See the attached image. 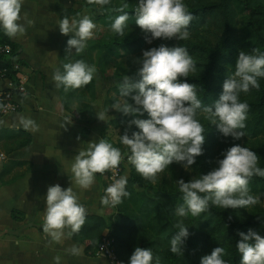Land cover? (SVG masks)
<instances>
[{
	"label": "clouds",
	"instance_id": "obj_1",
	"mask_svg": "<svg viewBox=\"0 0 264 264\" xmlns=\"http://www.w3.org/2000/svg\"><path fill=\"white\" fill-rule=\"evenodd\" d=\"M88 3L103 6L110 0H88ZM22 6L23 0H0V29L10 38L25 34L26 25L33 23L21 15ZM127 8L129 4L121 0L114 9L123 13L111 24V30L119 36H125V29L128 28ZM134 14L135 24L145 33L148 43L155 39L180 41L190 37L188 27L194 17L183 0H138ZM58 27L62 35L70 36L66 54L72 49L79 54L86 49L87 41L93 39L96 24L87 15L79 20H70L65 16ZM134 62L138 66L136 76L139 79L130 75L123 77L120 95L125 99L115 103L113 108L133 117L128 121V128L134 125L138 131L129 135L126 128L120 135V142L130 149L127 159L143 178L155 183L157 175L172 163L189 167L203 154L205 128L197 119L200 110L207 114V119L224 137L235 140L243 137L241 130L246 126L249 105L241 102L239 94L260 88L258 78L264 77V53L259 49H253L251 53L239 52L234 74L225 79L219 99L210 106L198 98V85L182 79L196 71L195 60L185 47L161 44L143 50L142 56L135 58ZM96 71L94 65L77 59L63 64V72L56 69L52 78L57 87L62 85L67 91L88 85ZM145 113L148 118H139ZM20 122L26 130L37 129L35 121L30 118L21 117ZM221 155L223 158L218 159L216 167L207 174L191 178L188 182L176 180L184 201L175 209L176 216L184 218L190 214L197 217L206 212L210 204L222 209H237L260 202V198L251 194L249 189L253 176L264 177V169L258 167L260 157L257 153L235 144ZM123 158L121 150L106 139L90 141L87 149L78 151L74 157L71 171L75 183L82 189H89L95 182L96 174L103 175L117 168ZM127 182L126 175L115 179L106 188L101 204L114 207L122 203V199L129 196ZM45 203L43 230L53 241L61 242L65 229H70L68 236L81 230L88 213L72 187L49 186ZM174 226L178 232L170 240V251L182 255V246L190 233L183 220ZM238 235L241 239L236 249L241 255L240 264H264V237L252 229L247 234L240 232ZM69 251L79 255L82 249L73 245ZM224 254L223 247H216L210 255L201 258L200 264H228L222 258ZM54 260L59 264L60 257ZM128 264H161V259L158 255L154 256L150 248L135 247Z\"/></svg>",
	"mask_w": 264,
	"mask_h": 264
},
{
	"label": "trees",
	"instance_id": "obj_2",
	"mask_svg": "<svg viewBox=\"0 0 264 264\" xmlns=\"http://www.w3.org/2000/svg\"><path fill=\"white\" fill-rule=\"evenodd\" d=\"M124 2L129 4V8L125 9L129 13L125 36H119L111 30L114 19L123 14L114 10L120 5L121 0H110L109 4L98 7L93 3L90 8L97 11L98 24L103 26L104 30H100L93 39L88 40L86 49L79 54L75 53V49L66 54L65 49L70 36L66 37L59 54L58 69L61 72L63 64L77 59L94 65L96 72L101 74H105L113 65L112 78L117 81L112 87L115 96L104 101L105 109L113 108L119 99H125L120 95V83L125 75L139 79L136 76L138 66L134 59L141 57L142 51L151 47L164 44L168 47L182 46L189 51L195 60L196 71L182 79L198 85V98L209 106L219 99L225 79L234 74L240 51L251 53L253 49H259L264 53V0H183L194 17L188 27L190 37L180 41L157 39L154 45L146 42L145 33L135 24L134 9L138 0ZM69 13H74L75 19H80L78 12L72 10L64 12L65 15ZM91 19L96 22V18ZM6 45L10 49L7 52H0V70L5 69L7 77L15 82L16 72L13 71L12 65L19 62L21 49L10 40L3 29H0V46ZM258 82L260 84L258 90L251 89L247 93L239 94L241 102H247L249 105L246 126L241 130L244 135L239 140L224 137L207 119V114L202 110L198 111V114H204L200 117V122L205 128L203 154L189 167L178 163L191 170L192 178H198L211 171L216 167V161L223 158L221 153L235 144L255 151L260 157L258 167L264 169V77L258 78ZM95 90V82L92 79L88 85L79 89L66 91L61 85L58 87V94L65 110L81 119L82 116L92 115L91 106L95 100ZM129 102L132 103L130 99ZM1 108L0 103V111ZM139 118H148L147 113ZM131 119L132 116H125L117 111L108 122V126L120 131L116 144L106 139L114 147L123 146L120 135L124 134L126 128L129 135L133 131H138L134 125L128 128V121ZM16 133L25 139L15 148L31 142L30 135L22 131ZM124 147V152L126 151L129 156L130 149ZM170 167L175 174L174 166ZM103 176L107 181L108 171ZM146 180L130 163L126 185L129 196L123 198L119 205L112 206L114 211L108 217L87 215L81 230L70 236L75 243L84 247V254L87 257H94L97 254L106 230L119 264L121 262L128 264L135 247L150 248L154 256L160 257L161 264H200L203 256L210 255L216 247H223L225 254L222 258L228 264H240L241 255L236 249V244L241 239L238 233L247 234L248 230L252 229L264 237V215L261 219L251 220L247 216V208L251 206L222 209L210 204L209 209L197 217L189 214L181 218L175 215V209L184 203L179 187L178 189L155 187ZM108 186H110L108 182L104 184L105 190ZM249 189L254 196L264 193V177L253 176L249 181ZM179 220H183L190 233L182 246V255L170 251V240L178 232L174 225Z\"/></svg>",
	"mask_w": 264,
	"mask_h": 264
},
{
	"label": "crops",
	"instance_id": "obj_3",
	"mask_svg": "<svg viewBox=\"0 0 264 264\" xmlns=\"http://www.w3.org/2000/svg\"><path fill=\"white\" fill-rule=\"evenodd\" d=\"M80 1L23 0L21 15L33 23L26 25L25 34L10 38L21 49L18 60L27 82L24 93L12 91L16 110L0 113V154L4 155L0 160V264H56L57 256L59 264H108L100 255L87 257L84 247L68 236L70 229H65V237L59 243L43 230L45 195L54 184L72 187L88 215L108 217L114 211L112 206L101 204L107 184L103 175L96 174L94 184L82 189L71 171L78 151L86 150L90 141L98 142L91 135L96 115L94 104L100 99L95 77L92 115L81 119L65 110L52 78L58 69L62 43L68 37L60 33L59 22L65 16L75 18L74 13L64 12H79ZM112 87L106 90L105 100L115 96ZM9 89L7 83L0 82V91ZM104 101L102 109L107 111ZM21 117L35 121L37 129L26 130ZM107 124L100 130L109 128ZM17 131L30 135L31 142L15 148L25 139ZM73 245L82 249L81 254L69 251Z\"/></svg>",
	"mask_w": 264,
	"mask_h": 264
},
{
	"label": "rangeland",
	"instance_id": "obj_4",
	"mask_svg": "<svg viewBox=\"0 0 264 264\" xmlns=\"http://www.w3.org/2000/svg\"><path fill=\"white\" fill-rule=\"evenodd\" d=\"M96 5L98 7L99 4H96ZM90 6H91V4L88 3V0H81L79 5L77 6V8L79 9L78 16L80 18H82L83 16L87 15L90 18H96V22H95L96 29L94 30V37H95L96 33H98L100 30H104V27L98 24L97 16H99V15H98L97 11L91 10ZM139 32H141V31H139ZM156 42H157V39L152 40V42L149 44L154 45ZM112 67H113V65L107 69L105 74H101L99 72H96L94 75L95 80H96V84H97V89L100 92L99 93L100 99H99V103L94 104L96 115H95V122L92 123V124H94V127L92 128L93 130H91L92 131L91 135H95L96 139L98 141H99V139H107L108 138L109 140H111L113 143L116 144L118 136H119V132H120L118 129H114L112 126H109V128H107L106 130H103V131L100 130L101 126H103L106 122H109L110 119H112L117 113V111L114 108H109V110H107V111H104L102 109V103L105 100L104 96H105L106 90L109 87L117 84V81L113 80V78H112V74H113V68ZM123 100L124 99H119V102H123ZM203 115L204 114L199 113L197 115V119L200 121V117ZM107 126L108 125H106V127ZM124 146L125 145L119 147V149L121 150L122 155L124 157L120 163V167L122 168V172L126 176H128L130 162L127 159L128 156H127L126 151L124 152V150H125ZM123 165H124V167H123ZM170 166H174L175 174L172 173V171H171L172 167H170ZM191 178H192L191 177V170L188 167L174 162L171 165H169V167L166 168L163 172H161L157 175L155 183L151 182L150 180H146V181H149L150 184L155 186V187H162L163 186V187H166L167 189H178L179 185L176 183V180L183 179L185 182H187ZM257 196L260 198V202L255 204V205H252L249 208H247V216L251 220L261 219V217H263V215H264V193H260Z\"/></svg>",
	"mask_w": 264,
	"mask_h": 264
},
{
	"label": "built area",
	"instance_id": "obj_5",
	"mask_svg": "<svg viewBox=\"0 0 264 264\" xmlns=\"http://www.w3.org/2000/svg\"><path fill=\"white\" fill-rule=\"evenodd\" d=\"M9 46H0V52L9 51ZM12 69L16 72L15 82L13 79L7 77V72L5 69L0 70V82H5L8 84L9 91H0V103L2 104V108L0 113L2 112H14L17 108V104L12 97V91L16 93H24L27 78L24 73V69L19 62H14L12 65ZM4 159V155L0 154V160ZM123 176L122 168L119 166L115 169L108 170L107 182L111 185L115 179H119ZM97 255L102 256L108 264H119L114 251L111 245V240L108 238V231L106 230L103 233V239Z\"/></svg>",
	"mask_w": 264,
	"mask_h": 264
}]
</instances>
